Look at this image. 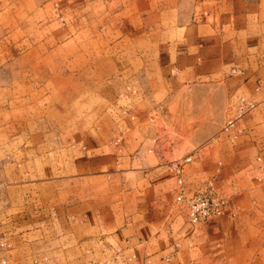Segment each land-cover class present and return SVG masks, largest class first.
Segmentation results:
<instances>
[{
  "label": "crops",
  "instance_id": "obj_1",
  "mask_svg": "<svg viewBox=\"0 0 264 264\" xmlns=\"http://www.w3.org/2000/svg\"><path fill=\"white\" fill-rule=\"evenodd\" d=\"M79 38L98 62L86 67V128L72 118L56 139L48 128L24 129L20 146L0 139L19 169L6 264H40L38 253L42 264H264V0H0V65L61 59ZM69 70L54 86L75 105ZM237 96L254 107L224 130ZM180 105L188 126L159 128ZM175 163L189 192L211 180L220 215L188 220Z\"/></svg>",
  "mask_w": 264,
  "mask_h": 264
},
{
  "label": "rangeland",
  "instance_id": "obj_2",
  "mask_svg": "<svg viewBox=\"0 0 264 264\" xmlns=\"http://www.w3.org/2000/svg\"><path fill=\"white\" fill-rule=\"evenodd\" d=\"M75 43L77 44L68 42L60 47L63 52L61 59L55 54L47 56L33 55L32 57L17 56L14 65H0L2 67L0 70V88H2V92H0V139L5 140L9 131V139L14 138L16 145L20 146L24 142L21 132L26 128L30 129L32 134L36 133L31 136L32 139L38 138L40 132L46 128L52 133L51 139H56L54 136L56 123L63 124L64 128L68 127L69 131L72 118H75V121L76 118H79L80 130L86 128L87 121L89 122L87 117L92 116L94 105L92 103L93 89L88 86L90 74L87 72L86 67H94V64L96 66L98 62L95 57V63H92L94 56L89 51L91 45H88L86 39L79 38ZM45 46L54 47L51 41H46ZM77 47L80 54L71 57V53L75 52ZM72 63L75 67H79L80 80L79 98L75 105L71 104L70 99L65 98V86H63V89L54 86V80L56 81L58 78H63V85L66 84L65 79L71 75L69 67ZM59 64L60 67H63V71L62 73H55V67H59ZM7 67H14L15 72L14 70H8ZM23 67L33 68L29 70L30 72H24ZM67 87H70L69 83ZM67 89L69 91L70 88ZM60 91H62L61 96ZM228 105L231 104L227 103L226 107ZM181 108L179 109L180 118L159 121V128L172 126L182 131L183 128L187 127L190 121L181 118L183 106ZM226 112L224 111V114ZM206 123L207 126H210L214 124V121L208 120ZM12 134H15L14 137H12ZM179 138L182 137L179 136ZM1 149L0 146V238H4L9 244L10 233H6L2 228H5L3 225L7 224L4 219L6 217L5 210L7 211V208L14 201L13 197L16 196L14 193L18 192L17 187L8 185V183L13 182V179H11L12 172L14 171L16 174L19 169L17 165L15 166L17 168L13 169L7 164L11 158ZM9 247L10 244L3 251L5 264L7 263L6 254ZM45 256L44 253L34 255L32 263H38V257H40V264H42V259Z\"/></svg>",
  "mask_w": 264,
  "mask_h": 264
},
{
  "label": "built area",
  "instance_id": "obj_3",
  "mask_svg": "<svg viewBox=\"0 0 264 264\" xmlns=\"http://www.w3.org/2000/svg\"><path fill=\"white\" fill-rule=\"evenodd\" d=\"M254 102L243 96H237L230 105L229 114L225 118L222 129L232 127L235 122L254 107ZM175 176L177 191L174 194V201L182 203L186 208V215L191 223H200L207 218L220 215L224 211V197L211 192V180L204 181L195 189L189 192L181 175L179 163L170 167ZM9 246L4 238H0V264H5L3 251Z\"/></svg>",
  "mask_w": 264,
  "mask_h": 264
}]
</instances>
